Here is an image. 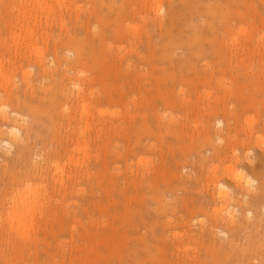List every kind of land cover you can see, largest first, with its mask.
I'll return each mask as SVG.
<instances>
[{
	"label": "rangeland",
	"instance_id": "rangeland-1",
	"mask_svg": "<svg viewBox=\"0 0 264 264\" xmlns=\"http://www.w3.org/2000/svg\"><path fill=\"white\" fill-rule=\"evenodd\" d=\"M32 1L0 0V113L9 115L16 111L22 118L12 121L5 120L4 115H0V125H2L0 126L2 130L0 131V134L2 133L0 135V235L2 231L7 232L4 241L2 239L0 241V253L4 255L3 252L8 251L2 259L0 255V264H5V260L6 264H249L248 260L251 264L254 262L259 264L261 261L264 263V210L261 209L264 207V188L260 189L264 187V0H237L233 2L234 5L230 3L232 10L229 3L226 4L225 1L221 3L218 0H208L210 4L207 0L206 3L200 0L202 4L200 6L204 9L199 10L195 9V4L192 5V9L188 7L184 9L185 6H181V10L180 0H159L161 3L155 0H105L103 6L100 5V0H61V6H58L56 0H48L52 1V4L55 2L53 5H57L49 16L39 11L40 18L38 17L37 22L40 21L35 24L34 19L29 21L23 19L28 11L35 13L37 6L35 1L33 4ZM121 3L124 12L117 11ZM177 3L182 11H180L182 18L176 19L172 30L170 29L171 32L165 35L162 33L165 30L154 27L152 21L155 18H169L168 11L171 4L176 10ZM109 5L113 9L110 10ZM207 6H211V10H214L212 14L216 17L213 18L211 13L208 14ZM201 10L203 13L206 12L204 14L200 12L198 15ZM206 14L208 19L204 17ZM226 16H229L228 19ZM209 18L216 22H214L215 29L204 26L208 37L199 43L201 46L197 45L190 50L187 46H180L181 42L187 41L188 36L193 40L196 31L194 28L206 25ZM222 19L225 20V24ZM24 22L29 24V27L36 28L33 38L28 37ZM100 28L106 30L103 39L105 42H102L99 35L98 41L95 40L96 33H101ZM224 30L225 32L227 30V33L223 32ZM74 33L79 39L88 41V46H85L87 60L85 64L77 63L76 67L74 66L76 69L72 68L73 70L68 72L69 67L64 63L74 57V50L68 44L71 38L69 36ZM17 34L22 38L25 34L24 38L27 40L20 36L21 44L19 40L17 41ZM11 35H14V38ZM92 36L95 42L93 50L90 48L93 43L90 39ZM30 38L32 39L29 43ZM157 39L159 41H156ZM180 39L183 41L179 44ZM218 39L219 44H217ZM164 41L170 42L171 46L168 43L164 44ZM207 43L212 44L213 47ZM166 44L169 46H165ZM54 49L57 51L55 52ZM39 51L43 58L41 62ZM88 51L93 52L94 55ZM91 54L96 57L91 58ZM140 57L150 58V61L146 63ZM67 58L71 59L67 60ZM77 69L80 73H76ZM66 71L69 75L75 74V77L80 79V84L83 79L94 78L91 87L87 81L82 84L89 93H85L88 95L85 96L88 100L85 97L83 99L87 100L88 104H86L91 114L88 113L89 110L87 113L81 112L83 99L77 97L76 87L66 79L64 75ZM91 88H94L93 91L96 88L95 92L92 93ZM54 94L60 101L59 105L61 104L60 108L63 112L59 110V117H56V120L60 122L63 115L67 116L62 119L63 122H60L61 131L57 128L60 124L56 123L58 120L55 121L54 107L51 105L55 103ZM91 94L96 95L93 97L94 95ZM44 106L47 108L43 109ZM74 108L78 112H75ZM85 114L86 116L88 114V117ZM50 116H54L53 119ZM85 118H88L87 122L84 121ZM248 118H251L252 125L247 121ZM73 119L76 121L74 122ZM51 120L55 122L53 121L52 124ZM3 121L7 122L3 123ZM77 121L85 125L78 123L80 127L78 125L76 127ZM86 123L90 125L87 124L85 128ZM51 124L53 127L56 124L54 130ZM10 125L18 127L20 133L6 132V134L4 131ZM232 125L233 127L230 128ZM228 126L232 130L230 134H227ZM81 130L84 131L82 136L78 135L81 134ZM214 130L217 132L212 134ZM53 131L55 134L52 133ZM53 134L58 135L55 138ZM49 136L53 137L50 139ZM78 136H81V140L76 138ZM83 136L87 141L85 138L82 140ZM218 136H222V139L220 140ZM225 136L227 140L233 139L234 146L227 147ZM99 137L102 139L100 140ZM26 138L30 139L26 140ZM6 139L11 140V146L4 144L3 140ZM75 141L78 143L86 141L87 148L85 142L83 144L80 142L81 146ZM239 141L241 144L238 143ZM48 142H51L52 147ZM72 143H75V150L72 149L74 146ZM23 144L28 145L27 149L30 151L26 149L25 156L24 154L22 156L24 160L21 157L19 161L18 158L21 156L19 149ZM216 144H220L222 148L226 147L227 150L222 151L217 145L218 151ZM79 145L85 146L84 149ZM228 148H232V151ZM54 150L56 154L53 153ZM15 151L17 154L20 151V155L17 156ZM248 153L250 154L247 155ZM54 155H60L62 159ZM58 160L61 165H58ZM28 161L31 163L29 167H27ZM54 162L58 164L54 165ZM229 165L235 168V172L240 171L244 177L246 175V178L255 180L251 187L248 185L249 193L246 189L250 194V191L258 186L256 192L253 191L254 194L247 195L248 199L252 198L253 205L251 202L248 205L241 202V198L244 197L238 195L239 184L243 182L244 187L241 185L243 189L247 188V185L244 184V178L242 181L239 180L240 182L231 178L230 174H233L226 169ZM55 166L59 170H55ZM60 166L64 167L63 171L60 170ZM26 167L34 174V177L27 181L23 176L27 171ZM42 170L45 171L44 174ZM13 174L18 178L10 182ZM61 179H64V182L60 181ZM213 179L217 180L214 182ZM217 181L218 185L215 184ZM237 181L238 184L235 185ZM19 182L22 184L21 190ZM12 184L14 187L17 185V190ZM23 184L25 187L30 185L33 189L37 188L39 201L29 213L30 222L27 219L29 223L19 225L18 220H13L8 210L13 200L11 197L15 199L22 193L28 194L25 193L27 187L25 188ZM219 184L227 187L224 188ZM6 185L9 186L8 189ZM221 196L223 197L220 198ZM182 199L185 200V204ZM4 202H6L5 208ZM229 203L236 206L229 207ZM242 205L243 207L247 205L245 206L247 208L244 207L246 213L243 212ZM18 208L22 210V204ZM216 208L217 211L221 210L219 216L228 222L227 228L223 225L225 227L222 226L220 229L223 230L221 236L219 229L215 233L218 244H224L230 237L235 238L236 241L228 259L225 257L218 259L212 254L210 257V252L207 251L210 248L208 239L213 238L214 233L209 236H207L209 232L204 233L205 236L202 234L203 230L210 226V217L212 219L216 215L217 211L214 210ZM247 210L250 213H247ZM244 214H248L246 218ZM18 227L21 232L26 233H20ZM224 231L227 233L224 235L226 237L222 236ZM251 247L254 249L252 250ZM11 249L14 250L13 253L10 252Z\"/></svg>",
	"mask_w": 264,
	"mask_h": 264
},
{
	"label": "bare ground",
	"instance_id": "bare-ground-1",
	"mask_svg": "<svg viewBox=\"0 0 264 264\" xmlns=\"http://www.w3.org/2000/svg\"><path fill=\"white\" fill-rule=\"evenodd\" d=\"M26 1H27V0H25V2H26ZM31 1H32V0H31ZM34 1H35L36 6H37L36 9H35V13H32L33 11L29 13V11L27 10L28 13H27V15L25 16V18H23V19L26 20V21H29V19H31V20L34 19V20H35V22L33 21L34 24H35V23L37 22V20L40 18V17H39V13H40V12H44V14H45L46 16H49V15L51 14V12L53 11V8H55V6H56L57 4H58V6H61V5H62V1H61V0H56V2H57L56 5H53L55 2H54L53 4H52V1L49 2L50 0H49V1H48V0H33L31 3L33 4ZM54 1H55V0H54ZM63 1H64V0H63ZM155 1H158V2L161 3V1H159V0H155ZM170 1H171V0H170ZM218 1L221 2V3L225 1V3L227 2V3H229V4L232 2V4H233V2H235V1H237V0H218ZM1 2H3V1H1ZM114 2H115V1H114ZM203 2H205V0H204ZM207 2H208V0H207ZM105 3H106L105 0H100V5H101V6H103ZM160 3L158 4L159 6H160ZM173 3H174V2H173ZM205 3H206V2H205ZM208 3H209V2H208ZM227 3H226V4H227ZM236 3H237V2H236ZM236 3H235V4H236ZM28 4H29V3H28ZM28 4L26 5V7H28ZM32 4H31V5H32ZM169 4H170V3H169ZM177 4H178V3H177ZM177 4H176V5H177ZM180 4H181L180 7H181V6H185L184 9H187V7L190 8V9H192V8H193L192 5L195 4V5H194L195 9H196V10H197V9L199 10V9L201 8V6H202V4H200V0H198V2H193V0H180ZM209 4H210V3H209ZM158 5H157V6H158ZM200 5H201V6H200ZM207 5H208V4H207ZM233 5H234V4H233ZM124 6H125V5H124ZM159 6H158V7H159ZM168 6H169V5H168ZM178 6H179V4L177 5L176 8H178L179 10H178V9L174 10V8H172V4H171V7H170V9H169V11H168V13H169V18H168V17H167V18L165 17L167 20H166V19H162V18H159V19H157V18L154 19V18H153V19H154V20L152 21V22H153V23H152L153 26H154V27H159L160 30H162V29L165 30L164 32L162 31V33L165 34V35H168V34L171 32L172 27H173L174 22L176 21V19H180V17H181V16H180V14H181L180 11L182 10V7H181V10H180V8H179ZM174 7H175V4H174ZM230 7H231V4H230ZM56 8H57V7H56ZM160 8H161V7H160ZM168 8H169V7H168ZM220 8H221V7H220ZM26 9H27V8H26ZM109 9L111 10V9H113V8L109 5ZM156 9H157V8H156ZM201 9H204V8H201ZM207 9H208V14H209V15H211L212 12L214 11V10H211V6H207ZM226 9H227V8H226ZM229 9H230V8H229ZM24 10H25V9H24ZM24 10H23V11H24ZM122 10H123V4L121 3V6H120L119 8H117V11H119V12H124V10H123V11H122ZM188 10H189V9H188ZM205 10H206V9H205ZM231 10H232V7H231ZM20 11H21V10H20ZM25 11H26V10H25ZM25 11H24V13H25ZM39 11H40V12H39ZM158 11H159V9H158ZM158 11L156 12L157 14H158ZM191 11H192V10H190V12H191ZM206 11H207V10H206ZM206 11H205V12H206ZM220 11H222V10H220ZM181 12H182V11H181ZM200 12H201L202 14L205 13V12L203 13V10H201V11L198 12V15L200 14ZM22 13H23V12H22ZM109 13H110V12H109ZM194 13H195V12H194ZM210 13H211V14H210ZM222 13H227V12H222ZM19 14H20V13H19ZM119 14H121V13H119ZM202 14H201V15H202ZM208 14H206V16H204V17L207 18V17H208V16H207ZM24 15H25V14H24ZM125 15H126V14H125ZM196 15H197V14H196ZM198 15H197V16H198ZM217 15H218V14H217ZM220 15H221V14H220ZM226 15H227V14H226ZM97 16H98V14H97ZM167 16H168V15H167ZM213 16L216 17L214 14H212V17H213ZM223 16H224V14H223ZM229 16H230V15H229ZM229 16H226V19H228L227 17H229ZM21 17H22V15H21ZM23 17H24V16H23ZM38 17H39V18H38ZM99 17H100L101 19H103L101 16H99ZM210 17H211V16H210ZM212 17H211V18H212ZM214 17H213V18H214ZM217 17H218V16H217ZM219 17H220V16H219ZM97 18H98V17H97ZM116 18H117V17H116ZM181 18H182V17H181ZM211 18H209V20H207V24H206V25H203V26H201L200 28H197V27L194 28L196 31H195L194 37L192 38L193 40H191V39L189 38V36H188V39H189V40L187 39L186 42H181V41H183V40L180 39V40H179V44H180V42H181L180 46H187V49L190 50V48H196V46L199 45V43L203 42L204 39H206V37H208V36H206V35H207V34H206L207 32H206V30H204V26H207L208 28H211V29H215L214 27H215V23H216V22H215L213 19H212V20H213V21H212ZM221 18H222V17H221ZM237 18H238V17H237ZM23 19H22V22H23ZM98 19H99V18H98ZM113 19H114V18H113ZM113 19H112V20H113ZM207 19H208V18H207ZM223 19H224V17H223ZM223 19H222L221 21H223ZM112 20H111V21H112ZM215 20H216V19H215ZM26 21H25V22H26ZM39 21H40V20H39ZM39 21H38V22H39ZM190 21H191V20H190ZM224 21H225V20H224ZM224 21H223V23H224ZM226 21H227V20H226ZM25 22H24V24H26ZM38 22H37V23H38ZM191 22H192V21H191ZM214 22H215V23H214ZM217 22H218V21H217ZM28 23H29V22H28ZM31 23H32V21H31ZM178 23H179V22H178ZM225 23H226V22H225ZM225 23H224V24H225ZM228 23H229V22H228ZM19 24L21 25V23H19ZM24 24H22V26H23ZM191 24H192V23H191ZM28 25H29V24H26V25H25V26H27V27L25 28V29H26V33L28 34V37H31V36H32V38H33L34 33H36V32H35V31H36V30H35L36 28L33 29L32 26L29 27ZM31 25H32V24H31ZM22 26H21V27H22ZM231 26H232V25H231ZM231 26H230V27H231ZM15 27H16V26H15ZM19 27H20V26H19ZM23 27H24V26H23ZM102 27H104V26H101V28H102ZM180 27H181V26H180ZM192 27H193V26H192ZM218 27H219V26H218ZM101 28H100V30H101ZM208 28H207V29H208ZM221 28H222V27H221ZM18 29H20V28H18ZM22 29H23V28H22ZM22 29H21V30H22ZM170 29H171V30H170ZM184 29H185V28H184ZM211 29H210V30H211ZM11 30H12V29H11ZM21 30H20V31H21ZM104 30H105V29H104ZM104 30L102 29L100 34H99V33H96V34H97V36H96L97 38L95 39L96 41H98V35L100 36V38H101L102 40L104 39L105 34H106V33H105L106 30H105V31H104ZM217 30H218V29H217ZM220 30H221V29H220ZM231 30H232V29H231ZM20 31H19V32H20ZM23 31H24V29H23ZM9 32H10V31H9ZM24 32H25V31H24ZM99 32H100V31H99ZM211 32H212V30H211ZM223 32H225V30H224ZM15 33H16V32H15ZM21 33H22V32H21ZM21 33H20V34H21ZM107 33H108V32H107ZM208 33H209V35H210L209 29H208ZM215 33L217 34V32H215ZM225 33H227V30H226ZM12 34H13V32H12ZM27 34H26V35H27ZM68 34H69V32H68ZM213 34H214V33H213ZM228 34H229V32H228ZM22 35H23V34H22ZM24 35H25V34H24ZM24 35H23V38H22L21 35H18V34H17V36H18L17 41L19 40V37H20V36H21L22 39H26V38H24V37H26V36H24ZM29 35H30V36H29ZM69 35H70V34H69ZM11 36H12V35H11ZM17 36H15V37H17ZM112 36H113V35H112ZM115 36H116V35H115ZM115 36H114V37H115ZM217 36H218V35H217ZM12 37L14 38V35H13ZM69 37H71V38L69 39L68 44H70L71 49L74 50V52H73L74 57H73V58L71 57L72 59H71V58H67V60H70V59H71V61H69V62H68V61H65V62H67V63H64L65 66H66V64H67V66L69 67V68H68V72H69V70H71L72 68H74V66L76 67L77 63H84V64H85V61L87 60V58H86L87 56H86V54H85V46H86V45L88 46V44H87L88 41H86V39H85V40H84V39H83V40H82V39H79L78 35H76L75 33L72 34V35L69 36ZM159 37H161V36H159ZM209 37H211V36H209ZM32 38L28 39V40H29V43H30V40H31ZM92 38H93V39H92ZM92 38L90 37V39L93 40V43H91L92 46H91L90 48L93 50V49H94L93 44H94L95 42H94V37H93V36H92ZM112 38H113V37H112ZM170 38H172V37H170ZM211 38H212V37H211ZM213 38H214V37H213ZM15 39H16V38H15ZM15 39H14V40H15ZM22 39L19 40L20 43H21V40H22ZM216 39H217V38H216ZM12 40H13V39H12ZM26 40H27V39H26ZM102 40H101V41H102ZM163 40H164V39H163ZM167 40H168V39H167ZM207 40H208V39H207ZM207 40H206V42H207ZM210 40H211V39H210ZM24 41H25V40H24ZM24 41H23V42H24ZM60 41H61V40H60ZM156 41H159V40L157 39ZM161 41H162V39H161ZM171 41H172V40H171ZM184 41H185V40H184ZM26 42L28 43V41H26ZM102 42H105V41L103 40ZM150 42H151V41H150ZM176 42H177V41H176ZM176 42H175V43H176ZM206 42H205V43H206ZM214 42H216V41H214ZM24 43H25V42H24ZM27 43H26V44H27ZM65 43H66V42H65ZM97 43H98V42H97ZM165 43H168V41H166V42L164 41V44H165ZM177 43H178V42H177ZM219 43H220V42H219V39H218V43H217V44H219ZM21 44H22V43H21ZM89 44H90V43H89ZM101 44H102V43H101ZM104 44H106V43H104ZM148 44H149V41H148ZM168 44L170 45V42H169ZM168 44H166L165 46H167ZM207 44L209 45V43H207ZM27 45H28V44H27ZM27 45H26V46H27ZM55 45H56V44H55ZM55 45H54V48H56ZM61 45H62V44H61ZM98 45H99V44H98ZM169 45H168V46H169ZM176 45H178V44H176ZM203 45H204V44H203ZM211 45H212V44H211ZM211 45H209V46H210V47H213V46H211ZM215 45H216V44H215ZM24 46H25V45H24ZM95 46H97V45H95ZM104 46H105V45H104ZM165 46H164V47H165ZM170 46H171V45H170ZM199 46H201V44H200ZM27 47H28V46H27ZM100 47H101V46H100ZM25 48H26V47H25ZM57 48H58V47H57ZM95 48H96V47H95ZM165 48H166V47H165ZM183 48H184V47H183ZM200 48H202V47H200ZM204 48H205V47H204ZM67 49H69V48H67ZM98 49H99V48H98ZM105 49H106V48H105ZM185 49H186V48H185ZM193 50H194V49H193ZM193 50H192V52H194ZM202 50H203V49H202ZM54 51L56 52L57 50L54 49ZM113 51H114V50H113ZM69 52H70V51H69ZM88 52H89V51H88ZM90 52H91V51H90ZM90 52H89V53H90ZM99 52H100V51H99ZM99 52H98V53H99ZM104 52H105V51H104ZM163 52H164V51H163ZM163 52H162V53H163ZM196 52H198V50H196ZM217 52H218V51H217ZM91 53L93 54V52H91ZM102 53H103V52H102ZM219 53H220V52H219ZM22 54H23V53H22ZM56 54H58V52H57ZM68 54H69V53H68ZM73 54H72V55H73ZM92 54H91V55H92ZM110 54H111V53H110ZM115 54H116V53H115ZM154 54H155V53H154ZM20 55H21V54H20ZM23 55H24V54H23ZM23 55H22V56H23ZM25 55H26V54H25ZM70 55H71V54H70ZM93 55H94V54H93ZM93 55H92V57H91V56H90V57L94 59L96 56H93ZM158 55H159V54H158ZM39 56L41 57L39 61H40V62L43 61V58H42V56H41V52H40V51H39ZM116 56H117V55H115V57H116ZM118 56H119V55H118ZM142 56H143V55H142ZM113 57H114V56H113ZM138 57H139V56H138ZM151 57H152V55H151ZM158 57H159V56H158ZM187 57H188V56H187ZM19 58H20V57H19ZM26 58H27V57H26ZM26 58H25V59H26ZM91 58H90V59H91ZM116 58H117V57H116ZM118 58H120V56H119ZM194 58H195V57H194ZM100 59H101V58H100ZM114 59H115V58H114ZM114 59H113V60H114ZM140 59L145 60L146 63H147L148 61H150V58L148 59V58H146V57H140ZM140 59H139V60H140ZM151 59H152V58H151ZM22 60H23V59H22ZM103 60H104V59H103ZM152 60H153V59H152ZM152 60H151V61H152ZM36 61H38V59H37ZM107 61H109V60H107ZM162 61H163V60H162ZM34 62H35V61H34ZM40 62H39V63H40ZM140 62H142V61H140ZM143 62H144V61H143ZM155 62H156V61H155ZM164 62H165V61H164ZM93 63H94V62H93ZM93 63H92V64H93ZM95 63H96V62H95ZM101 63H103V62H101ZM162 63H163V62H162ZM187 64H188V63H187ZM195 64H196V63H195ZM81 65H82V64H81ZM182 65H183V64H182ZM176 67H177V66H176ZM75 69H76V68H74V70H75ZM72 70H73V69H72ZM81 70H82V69H81ZM84 70H85V69H84ZM77 71H78V69L76 70V73H80V72H77ZM174 71H175V70H174ZM68 72L66 71L64 75H65L66 79H68L69 81H71V83L76 87L77 91H76L75 93H76L77 97L83 99L85 96H88V95H85V93H86L87 91L85 90L86 88L84 89V87H86V86H82V84H84V83L87 81L89 87H91V85H92L91 82L94 81V78H87V79H85V80L83 79L84 82L82 81V84H80V79H78V77H75V74H74V76H73V75H69ZM85 72H86V71H85ZM92 72H93V71H92ZM95 72H96V71H95ZM174 74H175V73H174ZM176 74H177V73H176ZM43 76H45L44 72H43ZM77 76H78V75H77ZM82 76H83V75H81V77H82ZM84 76H85V75H84ZM98 76H99V74H98ZM126 76H127V75H126ZM79 77H80V76H79ZM127 77H128V76H127ZM166 79H167V78H166ZM127 80H128V79H127ZM128 81H129V80H128ZM168 81H169V80H168ZM97 82H98V81H97ZM104 82H105V81H104ZM130 82H131V81H130ZM130 82H129V83H130ZM99 83H100V81H99ZM133 83H134V82H133ZM90 84H91V85H90ZM138 84H139V83H138ZM179 84H180V82H179ZM88 85H87V87H88ZM131 85H132V84H131ZM140 85H141V84H140ZM95 86H96V85H95ZM134 86H135V84H134ZM138 86H139V85H138ZM141 86H142V85H141ZM162 86H163V85H162ZM165 86H166V85H165ZM168 86H169V85H168ZM168 86H167V87H168ZM175 86H177V85H175ZM99 87H100V86H99ZM101 87H102V86H101ZM128 87H129V86H128ZM139 87H140V86H139ZM181 87H182V86H181ZM132 88H133V87H132ZM163 88H164V87H163ZM193 88H194V87H193ZM4 89H6L5 86H4ZM4 89H3V90H4ZM89 89H90V88H89ZM93 89H94V88H93ZM93 89L91 88L92 93L95 92L96 88H95L94 91H93ZM134 89H135V88H134ZM134 89H133V90H134ZM169 89H170V88H169ZM178 89H179V88H178ZM105 90H106V89H105ZM105 90H104V91H105ZM5 91H6V90H5ZM110 91H111V90H110ZM110 91H109V92H110ZM130 91H131V89H130ZM130 91H129V92H130ZM252 91H253V90H252ZM254 91H255V90H254ZM3 92H4V91H3ZM72 92H74V91H72ZM102 92H103V91H102ZM116 92H117V91H116ZM126 92H127V91H126ZM126 92H125V93H126ZM226 92H227V91H226ZM87 93H88V92H87ZM98 93H99V92H98ZM107 93H108V92H107ZM118 93H119V92H118ZM151 93H152V91H151ZM224 93H225V92H224ZM253 93H254V92H253ZM7 94H8V93H7ZM88 94H89V93H88ZM105 94H106V93H105ZM109 94H110V93H109ZM122 94H123V93H122ZM255 94H256V93H255ZM55 95H56V94H54V97H53L55 103L52 102L53 104H51V105H53V107H54V112H53V113H55V114H54V115H55V121H57L58 119L56 120V117H57V118L59 117V110L61 109V108H60L61 104L59 105V102H60V101L57 100V98H56ZM91 95H94V94H91ZM95 95H96V94H95ZM95 95H94L93 97H95ZM97 95H98V94H97ZM103 95H104V94H103ZM165 95H166V94H165ZM181 95H182V93H181ZM104 96H105V95H104ZM107 96H108V95H107ZM171 96H172V95H171ZM256 96H257V95H256ZM98 97H99V96H98ZM101 97H102V96H101ZM112 97H113V96H112ZM118 97H119V96H118ZM159 97H160V96H159ZM184 97H185V96H184ZM186 97H187V96H186ZM263 97H264V96H263ZM85 98L88 100L87 97H85ZM108 98H109V97H108ZM175 98H176V97H175ZM51 99H52V98H51ZM51 99H50V100H51ZM121 99H122V98H121ZM179 99H180V98H179ZM84 100H85V99H83L82 111H81V112H83V113H87V110H89L88 107H87V104H88V103H87V100H86V101H84ZM96 100H97V99H96ZM100 100H101V98H100ZM165 100H166V99H165ZM184 100H185V99H184ZM253 100H254V99H253ZM79 101H80V100H79ZM79 101H78V103L80 104ZM179 101H180V100H179ZM260 101H261V100H260ZM98 102H99V101H98ZM180 102H181V101H180ZM252 102H253V101H252ZM43 103H44V102H43ZM86 103H87V104H86ZM156 103H157V102H156ZM254 103H255V102H254ZM65 104H66V103H65ZM79 104H78V107L80 106ZM159 104H160V103H159ZM171 104H172V103H171ZM259 104H260V103H259ZM49 105H50V104H49ZM62 105H64L63 102H62ZM174 105H175V104H173V106H174ZM41 106H42V105H41ZM45 106H46V105H45ZM45 106L43 107V109L45 108ZM65 106H67V104H66ZM74 106H75V105H74ZM146 106H147V105H146ZM176 106H177V104H176ZM224 106H225V105H224ZM224 106H223V107H224ZM257 106H258V105H257ZM61 107H62V106H61ZM68 107H69V106H68ZM75 107H77V106H75ZM78 107H77V109H78ZM170 107H171V106H170ZM46 108H47V107H46ZM46 108H45V109H46ZM63 108H64V107H63ZM80 108H81V107H80ZM151 108H152V107H151ZM168 108H169V107H168ZM183 108H184V107H183ZM31 109H33V108H31ZM66 109H67V108H66ZM69 109H70V107H69ZM219 109H220V108H219ZM222 109H223V108H222ZM52 110H53V109H52ZM75 110H76V109L74 108V111H75ZM78 110H79V109H78ZM156 110H157V109H156ZM171 110H172V109H171ZM223 110H224V109H223ZM254 110H255V109H254ZM49 111H50V107H49ZM49 111H48V112H49ZM89 111H90V110H89ZM45 112H46V111H45ZM45 112H44V113H45ZM60 112L63 113V112H62V109H61ZM70 112H71V111H70ZM75 112H78V111H75ZM2 113H4V112L2 111ZM53 113H52V115H53ZM73 113H74V112H73ZM73 113H72V114H73ZM88 113L91 114V111L88 112ZM99 113H100V112H99ZM101 113H102V111H101ZM101 113H100V115H101ZM157 113H158V112H157ZM45 114H47V112H46ZM64 114H65V113H64ZM67 114H68V113H67ZM67 114H65V115H67ZM80 114L82 115V113H80ZM0 115H1V113H0ZM3 115H4V116H3ZM10 115H11V116H10ZM19 115H20V114H19ZM50 115H51V114H50ZM52 115H51V116H52ZM61 115H63V114H60V116H61ZM75 115H76V113H75ZM78 115H79V114H78ZM98 115H99V114H98ZM1 116H3V119H5V120L8 119V120H12V121H13V120H16V119H18V118L22 119L20 116H18V113H17L16 111H13V112H12L11 114H9V115L2 114ZM1 116H0V117H1ZM51 116H50V117H51ZM85 116H86V114H85ZM92 116H93V114H92ZM147 116H148V115H147ZM43 117H44V116H43ZM53 117H54V116H53ZM53 117H51V118L53 119ZM82 117L84 118V116H82ZM82 117H81V118H82ZM86 117H88V114H87ZM51 118H50V119H51ZM64 118H67V116L64 117V115H63V118H62V119H64ZM73 118H74V117H73ZM75 118H76V116H75ZM79 118H80V117H79ZM81 118H80V119H81ZM89 118H90V117H89ZM97 118H98V117H97ZM99 118H101V117H99ZM99 118H98V119H99ZM3 119H2V120H3ZM62 119H61V121L63 122ZM68 119H69V117H68ZM68 119H66V120H68ZM87 119H88V118H85L84 121L87 122ZM113 119H114V118H113ZM113 119H112V121H113ZM144 119H145V118H144ZM66 120H65V122H66ZM69 120H70V119H69ZM73 120H74V122L76 121L75 119H73ZM81 120H83V119H81ZM48 121H49V120H48ZM51 121H52V122H50V123H52V124L55 122L54 120H51ZM53 121H54V122H53ZM61 121H60V122H61ZM84 121H83V122H84ZM100 121H101V120H100ZM247 121L249 122V124H251V118H248ZM5 122H7V121H5ZM5 122L3 121V123H5ZM10 122H11V121H10ZM58 122H59V120H58L56 123L58 124ZM60 122H59V124H60ZM70 122H71V121H70ZM72 122H73V121H72ZM96 122H97V121H96ZM104 122H106V121H104ZM219 122H220V121H219ZM78 123H80V122L77 121V124L75 123V126L78 125ZM7 124L9 125V123H7ZM11 124H12V123H11ZM52 124H51V126H52ZM59 124H58V125H59ZM70 124H71V123H70ZM81 124L83 125L84 123H80V125H81ZM87 124L90 125V123H86L85 128L87 127ZM97 124H98V123H97ZM99 124H100V122H99ZM5 125H6V124H5ZM55 125H56V124H54V127L52 126V127H53L52 129H53V130H54V128H55ZM61 125H62V123L59 125V127H57V128H59V131H61V130H60V128H61L60 126H61ZM63 125H64V124H63ZM67 125H68V124H67ZM84 125H85V124H84ZM89 125H88V126H89ZM91 125H92V124H91ZM111 125H112V124H111ZM251 125H252V124H251ZM0 126H2V125H0ZM37 126H38V125H37ZM51 126H50V127H51ZM68 126H69V125H68ZM70 126H71V125H70ZM78 126H79V125H78ZM101 126H103L102 123H101ZM115 126H116V125H115ZM229 126H230V125H229ZM229 126H228V128H229ZM3 127H4V126H3ZM7 127H8V129H5V131H4L5 133H6V132H8V133H9V132H10V133H20V132H19L20 130L18 129V127L14 126V125H10V126H7ZM76 127H77V126H76ZM79 127H80V126H79ZM79 127H78V128H79ZM83 127H84V126H83ZM90 127L92 128V126H90ZM99 127H100V126H99ZM232 127H233V125H232L230 128H232ZM250 127H252V126H250ZM263 127H264V125H263ZM73 128H75V127H73ZM81 128H82V126H81ZM81 128H80V129H81ZM85 128H84V129H85ZM223 128H224V127H223ZM230 128L227 129V134H230V133H231L232 130H230ZM253 128H254V127H253ZM39 129H40V127H39ZM80 129H77V130L80 131ZM250 129H251L250 131H252V128H250ZM3 130H4V129H3ZM50 130H51V129H50ZM57 130H58V129H56V131H57ZM75 130H76V129H75ZM75 130H73L72 133H74ZM85 130H86V129H85ZM90 130H91V129H90ZM143 130H144V129H143ZM0 131H2V130H0ZM39 131H40V130H39ZM79 131H78V132H79ZM82 131H83V130H81V134L79 133L78 135H81V136H82V135L84 134V133H83L84 131H83V132H82ZM95 131H96V130H95ZM145 131H146V130H145ZM218 131H219V130H218ZM30 132H31V131H30ZM76 132H77V131H76ZM85 132H86V131H85ZM96 132H98V129H97ZM216 132H217V130H216V131L214 130V133H212V134H215ZM42 133H43V132H42ZM44 133H46V132L44 131ZM50 133H51V132H50ZM52 133L55 134L54 131H53ZM68 133H69V132H68ZM90 133H92V132L90 131ZM218 133H219V132H218ZM252 133H253V132H252ZM1 134H2V133H1ZM1 134H0V135H1ZM6 134H7V133H6ZM6 134H3V135L7 136ZM31 134H32V133H31ZM54 134H53V136H54ZM76 134H77V133H76ZM85 134H86V133H85ZM87 134H89V133H87ZM97 134H98V133H97ZM27 135H28V133H27ZM57 135H58V134H56V136H54V137L56 138ZM74 135H75V134H74ZM99 135H100V134H99ZM43 136H44V135H43ZM45 136H46V135H45ZM53 136H51V137L49 136L50 139H51ZM69 136H70V135H69ZM81 136H80V137L78 136L79 138H78V137H76V138H77V139H80ZM86 136H87V135H86ZM101 136H102V135H101ZM64 137H65V136H64ZM71 137H72V136H71ZM74 137H75V136H74ZM218 137H219L220 140L222 139V136H218ZM254 137H255V136H254ZM23 138H25V137L23 136ZM84 138H85V137L83 136V139H82V140H84ZM225 138H226L225 141H226V143H227V147H229V146H231V147L234 146V144L232 145V143H233V139H229V140H227V136H225ZM263 138H264V137H263ZM3 139H4V138H3ZM27 139H30V138H26V140H27ZM77 139H76V140H77ZM99 139H100V137H99ZM101 139H102V138H101ZM101 139H100V140H101ZM219 139H217V140H219ZM236 139H237V138H236ZM26 140H24V141H26ZM53 140H54V139H53ZM57 140H58V139H57ZM80 140H81V139H80ZM85 140H86V138H85ZM100 140H99V141H100ZM246 140H247V139H246ZM251 140H252V139H251ZM1 141H2V140H1ZM21 141H22V140H21ZM40 141H41V140H40ZM54 141H55V140H54ZM66 141H67V140H66ZM86 141H87V140H86ZM86 141H83V142H85V143H84L85 146H86V144H87ZM240 141H241V140H240ZM240 141L238 142L239 144H241V142H243V140H242L241 142H240ZM249 141H250V140H249ZM255 141H256V140H255ZM258 141H259V140H258ZM3 142H4V144H6V145H10V146L12 145L10 139H8V140H7V139H6V140H3ZM51 142H52V141H51ZM51 142H48V143H50V146H51ZM55 142H56V141H55ZM57 142H58V141H57ZM57 142H56V143H57ZM75 142H76V141H75ZM80 142H81V141H80ZM80 142H79V143L76 142V143L80 144ZM83 142H81V143L83 144ZM100 142H101V141H100ZM102 142H103V141H102ZM234 142H235V140H234ZM250 142H251V141H250ZM253 142H254V141H253ZM259 142H260V141H259ZM15 143H17V142H15ZM20 143L22 144V143H24V142H20ZM36 143H37V142H36ZM41 143H42V142H41ZM52 143H53V142H52ZM58 143H59V142H58ZM66 143H67V142H66ZM226 143H225V144H226ZM236 143H237V142H236ZM262 143H263V142H262ZM27 144H29V143L27 142ZM54 144H55V143H54ZM63 144H64V143H63ZM68 144H70V143H68ZM72 144L74 145L72 149L75 150V149H74V148H75V143H72ZM78 144H77V145H78ZM97 144H98V143H97ZM246 144H249V143H246ZM259 144H260V143H259ZM1 145H2V144H1ZM17 145H18V144H17ZM80 145H81V144H80ZM80 145H79V146H80ZM98 145H99V144H98ZM217 145L220 146V144H216V146H217ZM244 145H245V144H244ZM244 145H243V146H244ZM250 145H251V144H250ZM19 146H20V145H19ZM21 146H23V147H21V149H19V150H21V153H20L21 156H20L19 158L17 157V158L19 159V161H20V158L23 156L24 152L26 151L28 145L26 146V144H25V145L23 144V145H21ZM81 146H82V145H81ZM81 146H80V147H81ZM85 146H84V147H85ZM128 146H130V145H128ZM236 146H237V145H236ZM239 146H240V145H239ZM13 147H14V146H13ZM17 147H18V146H17ZM17 147H16V148H17ZM30 147H31V146H30ZM51 147H52V146H51ZM55 147H56V146H55ZM77 147H78V146H76V148H77ZM80 147H78V148L80 149ZM84 147H81V148L84 149ZM99 147H100V146H99ZM220 147H221V146H220ZM18 148H19V147H18ZM18 148H17V150H18ZM41 148H42V147H41ZM45 148H46V147H45ZM48 148H49V146H48ZM86 148H87V146H86ZM97 148H98V147H97ZM215 148H216V147H215ZM217 148H218V146H217ZM221 148H222V147H221ZM223 148H224V149H223ZM223 148L221 149L222 151H224V150L226 149V147H223ZM243 148H244V147H243ZM251 148H252V147H251ZM7 149H8V148H7ZM9 149H10V148H9ZM57 149H58V148H57ZM98 149H99V148H98ZM228 149H229V148H228ZM231 149H232V148H230L229 150H231ZM249 149H250V148H249ZM28 150H29V149H27V151H28ZM35 150H36V149H35ZM39 150H40V149H39ZM49 150H50V149H49ZM49 150H48V151H49ZM63 150H64V149H63ZM66 150H67V149H66ZM214 150L217 151V149H214ZM226 150H227V149H226ZM27 151H26V152H27ZM29 151H30V150H29ZM76 151H77V150H76ZM80 151H81V150H80ZM83 151L85 152V150H83ZM216 151H214L215 154H216ZM218 151H219V148H218ZM231 151H232V150H231ZM243 151H244V150H243ZM247 151H248V150H247ZM15 152H16V154H17V151H15ZM19 152H20V151H19ZM19 152H18V154H19ZM31 152H32V150H31ZM54 152H55V150L53 151V153H54ZM56 152H57V151H56ZM62 152H63V151H62ZM68 152H69V148H68ZM225 152L228 153V151H225ZM37 153H39V151H38ZM47 153H48V152H47ZM53 153H52V154H53ZM57 153H58V152H57ZM66 153H67V152H66ZM129 153H130V152H129ZM242 153H243V152H242ZM18 154H17V156H18ZM20 154H19V155H20ZM25 154H26V153H25ZM25 154H24V156H25ZM54 154H56V153H54ZM217 154H218V156H219V153H217ZM228 154H229V153H228ZM235 154H236V153H235ZM240 154H241V153H240ZM249 154H250V153H248L247 155H249ZM41 155H42V154H41ZM60 155H61V154H60ZM60 155H59V156H58V155H56V156L54 155V156H55V157H57V156L60 157ZM71 155H72V154H71ZM226 155H227V154H226ZM226 155H225V156H226ZM241 155H242V154H241ZM26 156H29V155H26ZM45 156H47V155H45ZM48 156H49V155H48ZM64 156H65V155H64ZM201 156H202V155H201ZM216 156H217V155H216ZM244 156H245V155H244ZM244 156H243V157H244ZM29 157H30V156H29ZM29 157H28V160L30 159ZM51 157H52V156H51ZM228 157H229V156H228ZM236 157H237V156H236ZM32 158H33V157H32ZM60 158H61V157H60ZM60 158H59V159H60ZM63 158H64V157H63ZM67 158H68V160H69V158H70V153H69V157H67ZM212 158H213V157H212ZM232 158H233V157H232ZM246 158H247V157H246ZM21 159H23V157H22ZM45 159H46V158H45ZM45 159H44V160H45ZM61 159H62V158H61ZM64 159H65V158H64ZM201 159H202V158H201ZM234 159H235V158H234ZM23 160H24V159H23ZM195 160H196V159H195ZM216 160H217V159H216ZM243 160H245V159H243ZM32 161H33V160H32ZM32 161L30 160V162H32ZM49 161H50V160H49ZM49 161H48V164H49ZM55 161L57 162V160H55ZM211 161H212V160H211ZM238 161H239V160H238ZM238 161H237V162H238ZM240 161H241V160H240ZM248 161H249V160H248ZM45 162H46V161H45ZM58 162H59V160H58ZM196 162H197V161H196ZM206 162H207V161H206ZM235 162H236V161H235ZM25 163H26V162H25ZM27 163H28V165H27ZM27 163H26V165H27V167H29V165H31V163H29V161H28ZM33 164H34V163H33ZM52 164H53V162H52ZM55 164H58V163H55V162H54V165H55ZM208 164H209V163H208ZM26 165H25V166H26ZM34 165H35V164H34ZM49 165H50V164H49ZM49 165H48V166H49ZM58 165H61L60 162H59ZM58 165H57V166H58ZM237 165H238V164H237ZM240 165H241V164H240ZM242 165H243V164H242ZM202 166H203V165H202ZM209 166H210V165H209ZM211 166H212V164H211ZM27 167H26V168H27ZM49 167L51 168L52 166H49ZM60 167H61V166H60ZM60 167H59V168H60ZM206 167H207V166H206ZM206 167H205V168H206ZM50 168H49V169H50ZM61 168H62V167H61ZM61 168H60V170L63 171V168H64V167H63L62 169H61ZM214 168H215V167H214ZM242 168H243V167H242ZM226 169H227L228 171H230V172L233 174V175L230 174V176H231L232 179L234 178V179H236V180H238V181H239V180L242 181V179L244 178V184L247 185V188H244V189H243V187H244L243 182L241 183V182L239 181V182H240V184H239L240 186L238 187V189H239L238 195L241 194V195L244 197V198H241V199H242L241 202L243 201V203H245V204L248 205V204L251 202V199H252V198L250 197V199H248L249 197H247V195H250V196H251V193L254 194L253 191H255V189L258 187V186H257L254 190H252V192L250 191V194H248V193H249V191H248V185H250V187H251V185H253V183L255 182V180H253L252 178L249 179V177L246 178V175H245V177H244V176H243V173L240 172V171H236V172H235V168H233V166H231V165L227 166ZM55 170H59L58 167L56 168V166H55ZM55 170H54V171H55ZM200 170H201V169H199V171H200ZM204 170H205V169H204ZM215 170H216V169H215ZM262 171H263V170H262ZM44 172H45V171H44ZM44 172H43V170H42V174H44ZM56 172H57V171H56ZM58 172H59V171H58ZM144 172H146V171H144ZM202 172H203V171H202ZM209 172H210V171H209ZM62 173H63V172H62ZM216 173H217V172H216ZM143 174H144V173H143ZM194 174H195V173H194ZM194 174H193V175H194ZM213 174H214V173H213ZM33 175H34V174H33L32 171H30V168H27V171L25 172V174H23V176H25L26 181L29 180V179H31V177H34ZM56 175H57V173H56ZM60 175H62V174H61V171H60ZM145 175H146V174H145ZM197 175H198V174H197ZM207 175H208V174H207ZM218 175H219V174H218ZM23 176H19V177H20V178H23ZM40 176H42V175H40ZM57 176H58V175H57ZM57 176H56V178H57ZM215 176H216V175H215ZM221 176H223V175H221ZM188 177H190V176H188ZM205 177H206V176H205ZM207 177H209V176H207ZM207 177H206V178H207ZM227 177H229V176H227ZM8 178H9V177H8ZM10 178H11V177H10ZM17 178H18V177L15 176V175L13 174V175H12V179H10L9 181L11 182V181L13 180V182H14V181H16L15 179H17ZM20 178H19V179H20ZM40 178H41V177H40ZM142 178H143V177H142ZM147 178H148V177H147ZM150 178H151V177H150ZM194 178H195V177H194ZM196 178H197V176H196ZM212 178H213V177H212ZM212 178H211V179H212ZM57 179H58V178H57ZM59 179H60V178H59ZM144 179H145V178H144ZM199 179H200V178H199ZM221 179H222V178H221ZM7 180H8V179H7ZM22 180H23V179H22ZM32 180H35V179H32ZM32 180H31V181H32ZM63 180H64V179H63ZM63 180L61 179L60 181L64 182ZM183 180H184V179H183ZM197 180H198V179H197ZM213 180H214V179H213ZM213 180H212V181H213ZM216 180H217V179H216ZM216 180H214V182H215ZM236 180H234V181H236ZM9 181H8V182H9ZM18 181H19V180H18ZM18 181L16 182V184L18 183ZM24 181H25V180H24ZM210 181H211V180H210ZM218 181L221 182L219 179H218ZM218 181L215 183L216 185H218V184H217ZM238 181H237V183L234 182L235 185L238 184ZM1 182H2V181H1ZM8 182H7V183H8ZM21 182H22V181H21ZM145 182H146V181H145ZM152 182H153V181H152ZM181 182H182V181H181ZM206 182H207V181H206ZM206 182H205V183H206ZM214 182H213V183H214ZM19 183H20V182H19ZM24 183H27V182H24ZM59 183H61V182H59ZM132 183H133V181H132ZM136 183H137V181H136ZM139 183H141V181H140ZM146 183H148V182H146ZM211 183H212V182H211ZM2 184L5 185V183H2ZM29 184H30V183H29ZM61 184H62V183H61ZM207 184H208V183H207ZM10 185H11V184H10ZM13 185H14V184H12V187H14ZM18 185H19V184H18ZM20 185H21V187L19 186V187H20L19 189L21 190V188H22V184L20 183ZM138 185H139V184H138ZM219 185L223 186L224 188L227 187V186L224 185V184H219ZM241 185H242L243 187H242ZM261 185H262V184H261ZM16 186H17V185H16ZM16 186L14 187V188H16L15 190H17V187H16ZM23 186H24V184H23ZM175 186H176V185H175ZM191 186H192V185H191ZM198 186H199V185H198ZM214 186H215V185H214ZM263 186H264V183H263ZM7 187H9V186L6 185V188H7ZM10 187H11V186H10ZM24 187H25V186H24ZM24 187H23V188H24ZM26 187H27V188H26ZM26 187H25V188H26V189H25V190H26L25 193H28V194H24V193H22V194H20L19 196H17L15 199H14L13 197L10 196L13 200H12L10 197H8V198H10V199L12 200V204H10L11 206H10L9 203H8V205L10 206L8 211H10V214L12 215L11 217H12L13 220H18V224H19V225H26L27 223L30 222V220L28 219L29 213L31 212V210L34 209L35 205H36V204L38 203V201H39L38 195L36 194L37 188H34V189H33V187L30 186V185H28V186H26ZM63 187H64V184H63ZM142 187H143V185H142ZM149 187H150V186H149ZM202 187H203V186H202ZM212 187H213V186H212ZM217 187H218V186H217ZM250 187H249V189H250ZM254 187H255V186H254ZM6 188L4 187V189H6ZM66 188H67V187H66ZM134 188H135V186H134ZM134 188H133V189H134ZM155 188H156V186H155ZM175 188H176V187H175ZM199 188H200V187H199ZM210 188H211V187H210ZM214 188H216V187H214ZM214 188H213V189H214ZM219 188H220V187H219ZM261 188H264V187H260V189H261ZM7 189H8V188H7ZM10 189H11V188H10ZM19 189H18V190H19ZM138 189H139V188H138ZM149 189H150V188H149ZM170 189H171V188H170ZM203 189H204V188H203ZM246 189H247L248 193H247ZM135 190H136V189H135ZM183 190H184V189H182V191H183ZM185 190H186V189H185ZM197 190H198V189H197ZM214 190H216V189H214ZM214 190H213V193H214ZM258 190H259V189H258ZM6 191H7V190H6ZM11 191H12V189H11ZM11 191H7V192H11ZM175 191H176V190H175ZM178 191H179V190H178ZM218 191H219V190H218ZM222 191H223V188H222ZM17 192H19V191H17ZM17 192H16V193H17ZM65 192H66V191H65ZM153 192H154V191H153ZM186 192H187V191H186ZM255 192H256V191H255ZM257 192L260 193V191H257ZM14 193H15V192H14ZM14 193H13V194H14ZM19 193H20V192H19ZM158 193H159V192H158ZM221 193H222V192H221ZM263 193H264V190H263ZM263 193H261V195H262ZM6 194H7V193H6ZM8 194H9V193H8ZM175 194H177V193H175ZM182 194H183V193H182ZM224 194H226V191L224 192ZM224 194H221V195H224ZM256 194H257V193H256ZM10 195H12V194L10 193ZM186 195H188V193H187ZM189 195H190V194H189ZM192 195H193V194H192ZM236 195H237V193H236ZM7 196H9V195H7ZM7 196H6V197H7ZM14 196H15V194H14ZM177 196H178V195H177ZM194 196H195V195H194ZM233 196H234V195H233ZM252 196H253V195H252ZM258 196H260V195H258ZM263 196H264V195H263ZM183 197H184V196H183ZM187 197H188V196H187ZM222 197H223V196H221L220 198H222ZM256 197H257V196H256ZM180 198H181V197H180ZM4 199H5V197H4ZM6 199H7V198H6ZM188 199H189V198H188ZM217 199H219V196H218ZM168 200H170V199H168ZM174 200H175V198H174ZM197 200H198V199H197ZM221 200H223V199H221ZM226 200H227V198H226ZM256 200H257V199H256ZM256 200H255V201H256ZM2 201H3V200H2ZM4 201H5V200H4ZM7 201H9V200H7ZM182 201H184V204H185V200L182 199ZM182 201H181V202H182ZM211 201H212V200H211ZM214 201H215V200H214ZM217 201H218V200H217ZM229 201H230V199H229ZM165 202H166V201H165ZM167 202H169V201H167ZM177 202H178V201H177ZM205 202H206V201H205ZM225 202H226V201H224V203H225ZM230 202H231V201H230ZM256 202H257V201H256ZM179 203H180V202H179ZM192 203H193V201H192ZM221 203H222V202H221ZM224 203L222 204L223 206L225 205ZM227 203H228V202H227ZM227 203H226V204H227ZM251 203H252V202H251ZM251 203H250V204H251ZM20 204H22V210H21L20 208H18ZM168 204H169V203H168ZM184 204H183V206H184ZM232 204H233V203H232ZM232 204L229 203L228 206L231 207ZM2 205H3V202H2ZM5 205H6V202H4V208H5ZM216 205H217V202H216ZM220 205H221V204H219V206H220ZM222 205H221V206H222ZM247 205H245V206H247ZM252 205H253V203H252ZM261 205H262V203H261ZM166 206H167V205H166ZM228 206H226V207H228ZM235 206H236V205H235ZM235 206L233 205L232 207H235ZM245 206H244V207H245ZM0 207H1V205H0ZM174 207H175V206H174ZM186 207H187V206H186ZM229 207H228V208H229ZM242 207H243V205H242ZM244 207H243V212L246 213V211H244V209L247 208V207H245V208H244ZM249 207H250V206H249ZM192 208H193V207H192ZM192 208H191V209H192ZM208 208H209V207H208ZM223 208H224V207H223ZM228 208H226V209H228ZM240 208H241V207H240ZM261 209L264 210V207H262ZM192 210H193V209H192ZM194 210H195V209H194ZM198 210H199V209H198ZM204 210H205V209H204ZM211 210H212V209H211ZM214 210L217 211V208L214 209ZM201 211H202V210H201ZM220 211H221V210L218 209V211H217L218 214L216 213L217 216L215 215L212 219H211V217H210V222H209V223H210V226L208 225L209 227L207 226L204 230H203L202 227H201V228H202V230H203V233H202V234H204V233L206 234V233L209 232V233L207 234V236L211 235V233H212V234L214 233V234L212 235L213 238H210V237H209V239H208V240H209L208 246H209L210 248H209L207 251L210 252V257L213 255L215 258H218V259H220V258H222V257H223V259H224V257H225L226 259H228V258H230V252H231V254H232V251H231V250H233L232 248H233L234 245L236 244V241H235V238L230 237V239H228L227 242L225 241L224 244H218V242H217V240H216V237H215V235H216L215 233L218 232V229H219V230L222 229V226H223V225H226V228H227V224H228V222H227L224 218H221V216H219ZM228 211L231 212L230 210H228ZM247 211H248V210H247ZM190 212H191V211H190ZM210 212H211V211H210ZM240 212H241V211H240ZM250 212H251V209H250ZM250 212L248 211L247 213H250ZM194 214H195V213H194ZM151 215H152V214H151ZM195 215H196V214H195ZM209 215H210V214H209ZM237 215H238V214H237ZM244 215H245V218H246V215H248V214H244ZM263 215H264V214H263ZM30 216H31V215H30ZM224 216H225V215H224ZM193 217H194V216H193ZM222 217H223V216H222ZM231 217H232V216H231ZM233 217H234V215H233ZM235 217H236V216H235ZM29 218H30V217H29ZM227 218H228V221H229V217H227ZM227 218H226V219H227ZM27 219L29 220V222H28ZM240 219H241V218H240ZM247 219H248V218H247ZM263 219H264V217H263ZM180 220L183 221L184 219H183V220L180 219ZM188 220H190V219H188ZM231 220H232V219H231ZM241 220H242V219H241ZM244 220H245V219H244ZM62 221H63V220H62ZM142 222H143V220H142ZM162 222H163V221H162ZM164 222H165V221H164ZM178 222H179V221H178ZM245 222H246V221H245ZM166 223H168V222H166ZM171 223H173V222H170V224H171ZM183 223H184V222H183ZM185 223H186V222H185ZM231 223H232V221H231ZM242 223H243V222H242ZM247 223H248V221H247ZM155 224H156V222H155ZM174 224H175V221H174ZM207 224H208V223H207ZM163 225H164V224H163ZM166 225H167V224H166ZM168 225H169V224H168ZM175 225H176V224H175ZM177 225H178V224H177ZM238 225H239V221H238L237 227H238ZM157 226H158V225H157ZM169 226H173V225H169ZM169 226H165V227H169ZM186 226H187V225H186ZM202 226H203V225H202ZM228 226H229V225H228ZM231 226H234V225L231 224ZM231 226H230V227H231ZM240 226H241V225H240ZM247 226H248V225H247ZM259 226H260V224H259ZM152 227H153V226H152ZM154 227H155V225H154ZM223 227H225V226H223ZM244 227H245V226H244ZM256 227H257V226H256ZM3 228H4V227H3ZM3 228H2V230H3ZM12 228H13V226H12ZM163 228H164V227H163ZM226 228H225V229H226ZM240 228H241V227H240ZM245 228H246V227H245ZM249 228H250V227H249ZM8 229H10V228H8ZM17 229H19L20 233H26V232H21V229H20L19 227H18ZM17 229H16V230H17ZM173 229H174V228H173ZM215 229H216L217 231H215ZM241 229H242V228H241ZM4 230H7V229H4ZM10 230H11V229H10ZM10 230H9V231H10ZM169 230H170V228H169ZM228 230H229V228H228ZM235 230H236V229H235ZM0 231H1V230H0ZM19 231H18V232H19ZM167 231H168V230H166V232H167ZM173 231H174V230H173ZM175 231H176V230H175ZM200 231H201V230H200ZM221 231H222V233H223V230H220V232H219V233H220V236H221ZM225 231H226V230H225ZM225 231H224V234L222 235L223 237H226V236H224L225 233H226ZM2 232H3V233L0 235V241H1V239L3 240V238L6 237V236H5V232H6V231H5V232L2 231ZM147 232H148V231H147ZM170 232H171V231H170ZM170 232H169V233H170ZM201 232H202V231H201ZM0 233H1V232H0ZM6 233H7V232H6ZM9 233H10V232H9ZM27 233H28V232H27ZM219 233H218V234H219ZM251 233H252V231H251ZM176 234H177V232H176ZM205 234H204V236H205ZM226 234H227V233H226ZM253 234H254V233H253ZM255 234H256V233H255ZM2 235H3L4 237H3ZM6 235H7V234H6ZM9 235H10V234H9ZM22 235H23V234H22ZM26 235H27V234H26ZM250 235H251V234H250ZM145 236H147V235H145ZM145 236H144V237H145ZM177 236H178V235H177ZM246 236H247V235H246ZM257 236H258V235H257ZM11 237H12V236H11ZM155 237H156V236H155ZM238 237H239V236H238ZM142 238H143V237L141 236V239H142ZM151 238H152V237H151ZM172 238H173V237H172ZM7 239H10V238H7ZM7 239H5V241H6ZM155 239H156V238H155ZM178 239H179V237H178ZM182 239H183V238H182ZM225 239H226V238H225ZM243 239H244V238H243ZM11 240H12V239H11ZM201 240H202V239H201ZM3 241H4V240H3ZM196 241H197V240H196ZM237 241H238V240H237ZM207 242H208V241H207ZM4 243H5V242H4ZM22 243H23V242H22ZM202 243H204V242H202ZM240 243H241V242H240ZM8 244H9V242H8ZM16 244H17V241H16ZM242 244H243V242H242ZM253 244H254V243H253ZM1 245H2V242H1ZM9 245H10V244H9ZM11 245H12V244H11ZM24 245H25V244H24ZM152 245H153V244H152ZM184 245H185V244H184ZM248 245H249V244H248ZM4 246H5V245H4ZM205 246L207 247V244H206ZM250 246H251V245H250ZM6 247H8V245H7ZM15 247H16V245H15ZM15 247H14V248H15ZM18 247H19V245H18ZM235 247H236V246H235ZM237 247H238V246H237ZM9 248H10V247H9ZM9 248H7V249H9ZM11 248H12V247H11ZM16 248H17V247H16ZM19 248H20V247H19ZM21 248H22V247H21ZM243 248H244V247H243ZM254 248H255V246H254ZM254 248H253V249H254ZM12 249H13V248H12ZM12 249H11V250H12ZM27 249H28V248H27ZM163 249H164V248H163ZM251 249H252V247H251ZM253 249H252V250H253ZM257 249H258V248H257ZM0 250H1V249H0ZM9 250H10V249H9ZM15 250H17V249H15ZM21 250H22V249H21ZM189 250H190V249H189ZM255 250H256V249H255ZM6 251H7V250H6ZM13 251H14V250H12V251H10V252L13 253ZM19 251H20V250H18V252H19ZM29 251H30V250H29ZM242 251H244V250H242ZM256 251H257V250H256ZM7 252H8V251H7ZM7 252H6V253L3 252L4 255H3L2 253H0V255L2 256V257L0 256L1 259L3 258V256H5V254L7 255ZM18 252H17V253H18ZM21 252H22V251H21ZM195 252H196V251H195ZM198 252H199V251H198ZM246 252H247V251H246ZM253 252H254V251H253ZM259 252L261 253L260 250H259ZM259 252H258V253H259ZM185 253H186V252H185ZM236 253H237V252H236ZM15 254H16V252H15ZM15 254H14V255H15ZM47 254H48V253H47ZM211 254H212V255H211ZM243 254H244V253H243ZM249 254H251V253H249ZM195 255H196V254H194V256H195ZM198 255H199V253H198ZM244 255H245V254H244ZM10 256H11V255H10ZM189 256H190V255H189ZM232 256H233V255H232ZM37 257H38V256H37ZM4 258H7V259H8V257H4ZM14 258H15V257H14ZM200 258H201V257H200ZM215 258H214L213 260H215ZM236 258H237V257H236ZM249 258H250V257H249ZM9 259H10V258H9ZM18 259H19V258H18ZM205 260H206V259H205ZM3 261H4V259H3ZM201 261H202V259H201ZM231 261H232V258H231ZM231 261H230V262H231ZM248 261H249V264H251L250 260H248ZM263 261H264V259H263ZM4 262H5V264H6V260H5ZM7 262H8V261H7ZM228 262H229V260H228ZM261 262H262V261H261ZM261 262H260L259 264H262V263H263V262H262V263H261ZM13 263H14V262H13ZM167 263H168V262H167ZM215 263H216V261H215ZM254 263H255V262H254ZM254 263H252V264H254ZM11 264H12V263H11ZM201 264H202V263H201ZM208 264H209V263H208ZM255 264H256V263H255ZM263 264H264V263H263Z\"/></svg>",
	"mask_w": 264,
	"mask_h": 264
}]
</instances>
